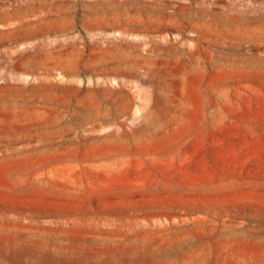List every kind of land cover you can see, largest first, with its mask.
Listing matches in <instances>:
<instances>
[{
    "label": "rangeland",
    "instance_id": "374dc122",
    "mask_svg": "<svg viewBox=\"0 0 264 264\" xmlns=\"http://www.w3.org/2000/svg\"><path fill=\"white\" fill-rule=\"evenodd\" d=\"M0 264H264V0H0Z\"/></svg>",
    "mask_w": 264,
    "mask_h": 264
},
{
    "label": "bare ground",
    "instance_id": "6f19581e",
    "mask_svg": "<svg viewBox=\"0 0 264 264\" xmlns=\"http://www.w3.org/2000/svg\"><path fill=\"white\" fill-rule=\"evenodd\" d=\"M115 61H112V60ZM127 60V58L124 55H120L117 58L108 57L107 59H100L98 58L96 61V64H94V70L100 71V72H110V71H120L122 70L123 63ZM28 65V64H27ZM131 71V70H130ZM119 85L125 86V84H122L118 82ZM101 106L98 104L95 105V107H92L91 104L83 105L78 108L75 115L79 118V121H92V128L96 127V125L100 124L98 122L99 119H106V114L101 113L100 111Z\"/></svg>",
    "mask_w": 264,
    "mask_h": 264
},
{
    "label": "crops",
    "instance_id": "0c3cea01",
    "mask_svg": "<svg viewBox=\"0 0 264 264\" xmlns=\"http://www.w3.org/2000/svg\"><path fill=\"white\" fill-rule=\"evenodd\" d=\"M51 35V34H50ZM32 56V58H33V60H36V59H34V55L33 54H27V56ZM59 68V67H58Z\"/></svg>",
    "mask_w": 264,
    "mask_h": 264
}]
</instances>
